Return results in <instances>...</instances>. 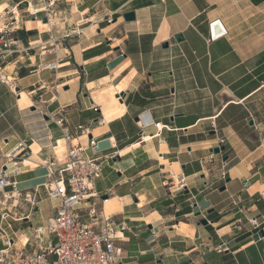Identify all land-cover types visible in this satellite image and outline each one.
I'll return each mask as SVG.
<instances>
[{
  "label": "crops",
  "instance_id": "0c3cea01",
  "mask_svg": "<svg viewBox=\"0 0 264 264\" xmlns=\"http://www.w3.org/2000/svg\"><path fill=\"white\" fill-rule=\"evenodd\" d=\"M48 1L47 18L40 7ZM0 8L17 10L8 17L15 51L0 61V101L5 110L7 86L15 87L46 119L0 139V169L20 193L0 191V249L36 248L34 229L55 214L43 184L64 157L50 118L61 115L75 143H111L97 152L115 155L93 181L92 200L125 227L116 242L123 264H264V226L247 221L264 215L256 131L264 125V0H0ZM220 26L225 33L210 40ZM73 27L80 33L61 38ZM99 116L105 122L92 123ZM88 124L82 135L77 127ZM178 174L188 189L173 191ZM48 241L55 238L45 234Z\"/></svg>",
  "mask_w": 264,
  "mask_h": 264
},
{
  "label": "built area",
  "instance_id": "2783aa9c",
  "mask_svg": "<svg viewBox=\"0 0 264 264\" xmlns=\"http://www.w3.org/2000/svg\"><path fill=\"white\" fill-rule=\"evenodd\" d=\"M52 4V1H48L40 7V11H43L47 18L53 13ZM11 13L15 14V11L11 10ZM111 20L112 18L106 15V21ZM215 22L217 20L211 22V25ZM220 27L219 31H212L209 35L210 40L225 33L224 28ZM11 32L6 25L0 26V61H4L6 55L15 51L13 38L8 36ZM79 33L80 29L73 27L64 32L61 38ZM55 67L56 62L45 66L48 69ZM50 118L59 127L66 142L63 160L54 169L47 167V181L43 184L47 197L57 202L55 214L48 219L44 227L34 229L35 241L40 243L36 248H18L7 242L6 247L0 249V264H123L124 252L116 242L121 238L118 233H122L125 227L116 229L112 220L103 215L96 207V202L92 200L96 197V193L93 192V181L101 176L103 166L115 153L89 155L87 149H93L97 140L88 138L86 147L79 142L73 143L65 125V118L61 115ZM92 123L98 125L104 123L103 117H96ZM89 127L90 124L79 125L77 129L86 136L89 134ZM256 131L258 145L264 149V125L256 127ZM223 141L224 139H219L218 145ZM17 150L18 147L7 154L6 158H16ZM11 175L13 174L6 172V168L0 169V191L5 190V193H9L8 197L20 196V193L15 191V181L11 180ZM185 189H188L186 176L178 174L175 176L173 191ZM24 197L27 198V194ZM262 198L264 200L263 195ZM236 202L233 201V205L237 206ZM83 203H87V206L81 209ZM84 215L89 218V222L83 220ZM237 221L240 223V219ZM247 221L254 228L264 226V215L260 219L251 217ZM45 234L52 235L55 242L48 241L44 244ZM224 248V243H221L216 250L222 251Z\"/></svg>",
  "mask_w": 264,
  "mask_h": 264
},
{
  "label": "rangeland",
  "instance_id": "374dc122",
  "mask_svg": "<svg viewBox=\"0 0 264 264\" xmlns=\"http://www.w3.org/2000/svg\"><path fill=\"white\" fill-rule=\"evenodd\" d=\"M20 8L25 9L26 5L22 4L20 5ZM0 11H2V8H0ZM4 15L7 17L3 22H0V26L6 25L8 29H12V23L8 17H13L14 14H11V9L6 10V12H1L0 16ZM8 36H15V32L12 29L11 33H8ZM13 48V46H11ZM33 51V49H32ZM0 62V66H1ZM2 80V79H1ZM3 81V80H2ZM2 88V87H1ZM15 89V87L12 88V86H7V96H6V109L4 110V102L1 100L0 101V139L2 137H11V135H18L22 136L25 132H28L29 130L28 126L26 127L27 122H32L34 120H41L44 121L46 120L45 117L41 116L39 113L36 114V109L37 107L34 104H31V106L27 105L29 102H27L26 95ZM18 95V101L21 107H24L22 110V114H19L18 107L16 106L15 103L17 102L16 97ZM2 94V93H1ZM30 98V97H29ZM35 101V96L33 97ZM18 103V102H17ZM34 105V106H33ZM30 132V131H29ZM65 154V151H64ZM58 157H60L57 154ZM62 156V155H61Z\"/></svg>",
  "mask_w": 264,
  "mask_h": 264
},
{
  "label": "water",
  "instance_id": "95a60500",
  "mask_svg": "<svg viewBox=\"0 0 264 264\" xmlns=\"http://www.w3.org/2000/svg\"><path fill=\"white\" fill-rule=\"evenodd\" d=\"M123 17H124V19L126 21L133 20L134 19V12H132V11L126 12V13L123 14ZM45 20H46V18L44 17L43 18V21H45ZM178 37L179 36L176 35V38H178ZM162 46L163 47H167V43H163ZM110 147H111V143H110L109 139L108 138H104V139H100V140L97 141L96 145L93 147V151L97 153V152H100V151L109 149ZM223 149H224L223 146H216V147L212 148V151L214 153H219ZM11 180H13V176L11 177ZM223 189H224V186H222L220 188V190H223ZM106 197H107V195H103L102 196V198H104V199ZM199 214H200L199 211H197V212L194 213L195 216H197ZM199 223L206 224L207 223V220L205 218H202Z\"/></svg>",
  "mask_w": 264,
  "mask_h": 264
},
{
  "label": "bare ground",
  "instance_id": "6f19581e",
  "mask_svg": "<svg viewBox=\"0 0 264 264\" xmlns=\"http://www.w3.org/2000/svg\"><path fill=\"white\" fill-rule=\"evenodd\" d=\"M15 11L17 12L16 9H15ZM31 11H33V9ZM1 78L4 79V80H6L8 82L7 77L5 75H3V76L1 75ZM103 121L105 122V119L104 118H103ZM59 140H60V147H61V152H62L61 155L63 156L64 149L66 148V143H65L64 139H59ZM73 142L75 143L76 142V139H74ZM62 156H60V157H62ZM25 193H28L29 195L32 196V194L30 192H28V191H26ZM104 201H105V203H104V205H105V212H107V204H108L109 199H104Z\"/></svg>",
  "mask_w": 264,
  "mask_h": 264
}]
</instances>
